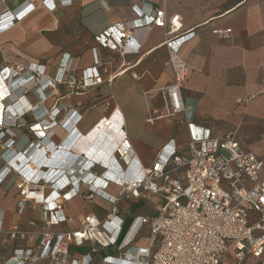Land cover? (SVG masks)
<instances>
[{
    "label": "crops",
    "instance_id": "crops-1",
    "mask_svg": "<svg viewBox=\"0 0 264 264\" xmlns=\"http://www.w3.org/2000/svg\"><path fill=\"white\" fill-rule=\"evenodd\" d=\"M25 1L0 0V11L19 10ZM33 1L36 8L32 12L12 28L0 32V69L4 65L39 62L46 65L49 77H55L61 62L73 57L78 59L76 74L79 79L81 70L93 65L92 48L99 47V70L103 81L83 89L60 83L55 90L47 84L39 86L31 81L25 84V91L19 86L14 89L15 99L24 96L21 101L35 106V112L45 110L49 113L58 106L61 108L59 121L65 122L73 112L78 120L59 122L47 131L39 148L32 149L30 144L37 139L29 130V125L35 122L33 112L12 125L11 115L16 110L9 106L10 119H6L9 124L5 125L11 132L9 137L15 140L9 151L14 150L17 155L12 157L15 166L0 184V262L4 263L17 248H36L44 229V214L40 207L33 208L28 203L25 210L19 212L20 194L16 181L36 174L53 176L59 168L68 169L67 174L72 176L73 164L83 158L99 161L96 171L101 177L120 174L116 140L113 139L117 127L107 130L103 126L104 119L124 122L127 139L135 151L134 162L123 176L133 175L137 168L150 167L160 150L173 139L180 152L185 153L192 137H223L232 133L243 149L264 155V0H238L227 8L224 5L229 0H75L69 5H61L56 0L54 10L43 5V0ZM142 1L164 8L168 17L178 14L183 29L195 31L194 38L181 47V55L190 69L182 89L186 103L193 106L187 115L158 117L160 110L164 111V101L161 109L155 108V95L150 98L146 93L156 89L148 86L155 76L145 64H165L162 73L168 79L166 83L173 79L167 64L163 28L145 31L138 53L122 55L99 46L96 41L98 34L128 18L130 7ZM227 28L232 29L229 37L218 35V30ZM156 81L155 85L160 79ZM178 116L179 119L175 118ZM151 117H155L153 122L149 121ZM157 128L162 133L157 132ZM49 141H52L51 150L44 146L45 151H42L44 143ZM27 152H31L32 159L45 163L39 165L23 157ZM4 164L1 159L0 170ZM101 177L94 178L93 182L105 187L106 182ZM49 191L47 189L46 193ZM106 191L117 195L119 187L111 183L106 186ZM63 194L69 220L54 224L51 228L56 233L79 229L82 217L88 213L103 220L112 207L100 195L89 201L75 194L71 187ZM160 204L158 197L151 194L147 198L121 199L117 204L118 215L124 219V224L119 242L136 217L155 213ZM12 230L25 232V238L10 237ZM149 235V225H142L132 246L148 245ZM82 248L87 249L86 252ZM90 248V243L82 247L71 246L70 253L78 256L89 252ZM108 253L119 255L113 247ZM105 254L99 249L94 254L93 264H106L102 262Z\"/></svg>",
    "mask_w": 264,
    "mask_h": 264
},
{
    "label": "built area",
    "instance_id": "built-area-1",
    "mask_svg": "<svg viewBox=\"0 0 264 264\" xmlns=\"http://www.w3.org/2000/svg\"><path fill=\"white\" fill-rule=\"evenodd\" d=\"M73 1L59 0L61 5H69ZM42 4L50 10L57 7L56 0H43ZM35 8L33 0H26L19 10L0 11V32L12 28ZM130 14L98 34V45L122 55L138 53L144 42L143 33L153 27L163 28L164 44L168 50L167 64L173 79L161 90L165 113L158 117L187 115L193 106L186 103L182 89L190 69L181 55V47L194 38L195 31L184 30L178 14L168 17L164 8L146 1L131 6ZM231 32L230 28L217 31L225 38ZM92 51L93 65L82 69L79 79L76 74L78 59L68 57L67 61L61 62L55 77H49L46 65L39 62L4 65L0 69V82L10 85L7 94L31 81L39 86L47 84L52 90L60 83H68L76 89L97 85L103 81L99 70V47L92 48ZM15 106L17 111L12 112V125L36 110L24 100L16 102ZM39 113L35 122L29 125V130L37 137L30 144L32 149L39 148L47 131L59 122L78 120L73 112L65 122L59 121L61 108L58 106L49 113L45 110ZM154 119L151 117L149 121ZM103 126L117 127L113 139L116 140L120 174L101 177L96 171L99 161L96 163L83 158L73 164L72 176L67 174L68 169L59 168L53 176L36 174L35 179L24 176L16 181L20 194L19 212H23L28 203L33 208L40 207L44 214V229L36 248H17L10 258L0 264H93L94 254L99 249L106 253L102 257V262L106 264H223L230 251L233 252L234 264H264V155L243 149L232 133L223 137H192L185 153L180 152L173 139L160 150L150 167L137 168L133 175L123 176L135 158L124 122L114 123L113 118H108L103 120ZM5 127V124L0 125V158L5 163L0 170V184L13 169L12 157L17 155L14 150L9 151L14 147L15 140L13 137L4 138ZM44 146L51 150L52 141L44 143L42 151H45ZM223 151H227L228 155ZM27 153L23 157L32 159L31 152ZM32 160L39 165L45 163ZM97 177L104 178L106 186L111 183L118 185V194L112 195L106 191V186L96 185L93 180ZM68 187L89 201L96 195L108 200L112 207L106 218L101 220L88 213L82 217L79 229L54 232L51 228L54 224L69 220L63 205V191ZM47 189L49 193H46ZM36 192H40V201L34 197ZM149 194L161 201L157 211L136 217L119 242L124 219L118 215V202L121 199L147 198ZM144 224L150 227L148 245L132 246ZM1 233L0 223V242ZM9 234L14 239L25 238V232L20 230H12ZM87 243L91 244L89 252L78 256L70 253L71 246L82 247ZM111 247L116 248L118 256L108 253Z\"/></svg>",
    "mask_w": 264,
    "mask_h": 264
},
{
    "label": "rangeland",
    "instance_id": "rangeland-1",
    "mask_svg": "<svg viewBox=\"0 0 264 264\" xmlns=\"http://www.w3.org/2000/svg\"><path fill=\"white\" fill-rule=\"evenodd\" d=\"M237 1L238 0H229V2L224 5V8H227V7H230V6L234 5ZM161 57L163 59V55ZM162 61H164V59ZM164 66H165V64L163 65V63H157V62H149V63L145 64V67L148 68L155 76L154 79L151 78V80L149 81L148 86H150L149 88L156 89L154 91H151V90L149 91L148 90V91H146V93H147V96L150 97V98H151V96L153 94L155 95V98L153 99L154 106H155V108H159V109H161L162 106H163V96H162V91L161 90L167 85L166 82L168 81V79L165 78V76H163V73H162L163 69H164ZM159 79H160V82L157 85H155L156 82H157L156 80H159ZM19 87L22 88L23 91H25L27 89L24 84H21V86H19ZM7 88L10 91V85L8 83H7V85H4L2 82H0V125L9 124V123H6L7 122L6 119H10L9 118V112H8L9 106L10 105L13 106L14 110L17 111V109H16L17 107L15 106V104H16V102H19L22 99V97H20V96H19L18 100L15 99L14 90H11V93H9V91H8L9 94H7ZM1 92L3 94H1ZM162 113H165V111H163L161 109L158 114H162ZM39 114H40L39 112H35L34 111L33 118L35 119V116L38 117ZM11 118H12V116H11ZM175 118L179 119V116L175 117ZM175 118H174V120H175ZM7 126L4 128L5 133H6L4 138H8L9 135H11V132L8 131V129H7L8 127ZM157 132L162 133L161 130H158V128H157ZM0 135H2V133H0ZM183 142H185V141H183ZM223 152L226 155H228L227 151H223ZM1 159L2 158H0V161H1ZM16 188H17V186H16ZM224 262L225 263H223V264H234L235 259H234L232 251H230L226 255V257L224 259Z\"/></svg>",
    "mask_w": 264,
    "mask_h": 264
},
{
    "label": "bare ground",
    "instance_id": "bare-ground-1",
    "mask_svg": "<svg viewBox=\"0 0 264 264\" xmlns=\"http://www.w3.org/2000/svg\"><path fill=\"white\" fill-rule=\"evenodd\" d=\"M2 86H3V85H2ZM2 88H3V87H2ZM1 91H2V90H1ZM1 94H3V93L1 92ZM107 130H108V128H107ZM107 133H108V131H107ZM107 133H106V134H107ZM112 136H114V135H112ZM13 164H15V163H13ZM14 166H15V165H14ZM29 177H31V179H35L36 176L33 177V175H32V176H29ZM39 194H40V192H36V193L34 194V197H36L38 201L41 200V196H40Z\"/></svg>",
    "mask_w": 264,
    "mask_h": 264
},
{
    "label": "trees",
    "instance_id": "trees-1",
    "mask_svg": "<svg viewBox=\"0 0 264 264\" xmlns=\"http://www.w3.org/2000/svg\"><path fill=\"white\" fill-rule=\"evenodd\" d=\"M82 250H83L84 252H86L87 249H83V248H82ZM87 252H88V251H87Z\"/></svg>",
    "mask_w": 264,
    "mask_h": 264
}]
</instances>
